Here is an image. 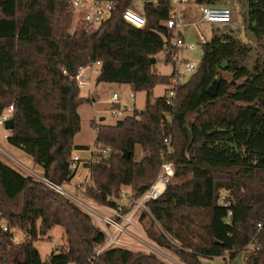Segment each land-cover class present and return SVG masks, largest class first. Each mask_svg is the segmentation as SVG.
<instances>
[{
    "label": "trees",
    "instance_id": "obj_1",
    "mask_svg": "<svg viewBox=\"0 0 264 264\" xmlns=\"http://www.w3.org/2000/svg\"><path fill=\"white\" fill-rule=\"evenodd\" d=\"M73 1L0 0V116L15 108L8 144L29 156L44 178L61 187L70 183L76 176L73 151L88 150L74 146L81 130L78 109L88 103L75 78L82 68L100 62L97 83L129 85L134 93L146 92L147 102L143 111L135 110L114 125L91 123L96 145L112 152L98 163L85 164L93 184L84 196L116 206L113 199L127 186L140 198L164 162V140L169 138L174 152L166 161L175 168L176 182L148 204L163 234L148 230L147 237L181 264L226 255L231 264L252 243L258 250H251L246 264H264V230H258L264 222V59L249 69L244 63L251 49L231 34L215 35L203 45L201 63L169 105L165 96L152 99L153 90L168 85L171 77L155 73L152 60L172 39L166 23L173 0H149L143 8L148 21L144 30L123 20L136 0H97L116 2L112 18L97 30L70 33ZM222 1L191 3L216 6ZM246 2L248 30L262 40L264 0ZM215 80L219 88L212 98L207 90ZM194 115L198 118L190 125ZM138 146L140 161L135 159ZM126 151L129 159L124 158ZM197 213L205 220H197ZM0 214L10 229L19 228L28 237L15 245L14 235L0 227V264H165L154 255L124 248L93 259L106 236L92 218L1 159ZM55 226L63 228L67 248L43 261L34 242Z\"/></svg>",
    "mask_w": 264,
    "mask_h": 264
},
{
    "label": "rangeland",
    "instance_id": "obj_2",
    "mask_svg": "<svg viewBox=\"0 0 264 264\" xmlns=\"http://www.w3.org/2000/svg\"><path fill=\"white\" fill-rule=\"evenodd\" d=\"M147 0H140L141 6ZM220 6H225L230 8L234 12V24L232 26H224L215 28L209 24H197L200 19L199 7L194 3L190 6H183V15L186 18L187 26L181 28L182 35L185 37L187 43H195L198 48L195 52L181 50L179 53L180 59L185 58L190 62L201 63L204 48L200 45V37L206 38L211 41L215 35H221L224 33L231 34L232 36L239 39L242 43L246 44L250 49V57L244 63L249 69H253L257 61L264 59V39L258 40L253 34L248 30L247 25V12L248 4L246 0H224ZM134 7V6H132ZM87 7L82 5L81 7L74 10L71 9V27L69 29L70 33L78 30H92L82 23L84 15L87 11ZM138 13L141 12V7L135 8ZM70 12V7H69ZM154 72L162 76H170L173 71V67L170 62L167 61V51L159 53L156 56V63L154 64ZM98 73L93 75V86L91 88V93L87 91L80 94L82 98L87 99L88 103L81 105L78 109V113L81 117V130L75 136L74 146L77 147H87L88 150H77L75 149L72 153V158L78 156L81 158L79 168L76 171L75 178L68 184H64L62 189L71 194L72 196L80 198L84 202H89V200L84 196L87 186L92 185L93 181L91 179V173L87 166L88 158L91 156L90 153L96 147L97 133L95 128L92 126L94 121L96 125L104 123L106 125H114L118 120L114 119L112 115L113 106L111 104L112 97L114 94L120 96V101L122 107L124 105H134L137 111H143L146 107L147 94L146 92L134 93L131 86L115 84V83H97ZM193 74L187 76V82L191 79ZM169 90V85H159L153 90L152 99H158L166 95ZM84 94V96H82ZM134 99V102H131ZM196 115L192 117L190 123H194ZM101 119H105L101 121ZM188 128V127H187ZM189 129V128H188ZM190 130V129H189ZM191 132V131H190ZM4 134L9 132L0 128V159L13 169L29 175L26 170H22L20 167L16 166V163H21L25 169L32 170L39 176H43L42 170L36 167L32 159L22 153L20 150L10 146L7 140L4 138ZM174 150V146H173ZM143 156V151L141 147H137L135 151L136 161H140ZM71 158V160H72ZM176 180H173L172 185H174ZM130 194L131 188L123 186L121 193ZM122 203V201H118ZM196 214L197 220H202L205 216ZM205 219H203L204 221ZM148 230L155 233L159 232L163 234L161 226L156 223L149 212L143 213L140 216L139 221L136 222V226L130 229L129 236H125L123 241L130 244L127 246L129 250L135 253H141L145 255H154L160 261L165 264H181L177 257L169 250L160 248L156 243H153L160 248L162 251L158 255L153 254L152 251L140 247L138 241L143 239V236H148ZM12 234L14 235V244L20 245L27 240V236L19 230V228H12ZM138 236V237H137ZM149 237V236H148ZM197 241V239H194ZM142 242V241H141ZM174 244L179 245L174 241ZM34 247L37 249L43 261H47L50 256L59 251V249L67 248V241L65 238L64 230L60 226H55L50 230L46 236L39 235L38 239L34 242ZM251 247L238 255L231 264H246L249 256L251 255ZM229 255L223 258L206 259L202 261V264H229Z\"/></svg>",
    "mask_w": 264,
    "mask_h": 264
},
{
    "label": "built area",
    "instance_id": "obj_3",
    "mask_svg": "<svg viewBox=\"0 0 264 264\" xmlns=\"http://www.w3.org/2000/svg\"><path fill=\"white\" fill-rule=\"evenodd\" d=\"M149 2L150 1L147 0L142 7L140 0H136L133 5L134 7H130L124 12V22L136 29L144 30L148 21L144 14L143 8ZM72 4L74 12L82 5L88 8L82 23L92 30H97L104 22L110 20L117 7L116 2L114 1L101 2L97 0H74ZM190 5L191 0H173L171 16L169 21L166 23V27L172 36L170 44H167L164 47L168 53L169 62L173 67L168 84L169 90L165 95L169 105H173L178 89L187 82V76L193 74L199 65L197 62H190L185 58L180 59L179 56L181 50L195 52L198 48V45L195 43H187L181 32V28L188 25L185 22L186 18L183 15L184 9H181V7H187ZM196 6H198L200 10V19L198 20L197 24H209L215 28L232 26L234 24L233 11L228 7L220 5ZM139 7L142 8L140 13H138L135 9ZM209 42L210 41H208L206 38L200 37V45L203 46ZM100 66L101 63L96 62L86 68H82L79 71L75 80L81 93L85 91L91 93V88L93 86V75L94 73L99 72ZM131 102H134V99H131ZM111 104L113 106L112 115L116 120H122L128 116H132L136 110L134 105H124L122 107L120 96L118 94L113 95ZM14 114V106H10L9 108L5 109L0 116V128L5 130L6 122L11 120ZM4 138L7 140L8 135H5ZM164 143L167 147L166 154L163 157L164 162L160 166L159 172L150 188L140 198H134L132 191L130 194H125L122 192L119 198L113 199L116 202V206L100 205L92 201L84 202L80 198L65 192L61 186H58L43 176L37 175L32 170L25 169L23 164L16 163V166L20 167L22 170H26V172L29 174L28 176H32L33 178L43 182L55 192L70 199L71 202L81 208L92 218L94 223L106 236V242L104 245L98 247L95 251V255L92 256V258L95 259L105 251L113 248L128 249L126 247L130 246V244L124 242L123 238L127 235L129 236L131 233L130 229L136 226V222L139 221L140 216L143 213L149 212L148 204L159 200L166 193L168 187L173 183L176 175L175 168L172 163L166 161L167 157L174 152L172 141L171 139L166 138ZM111 152L112 149L110 147L96 145V147L90 153L91 156L88 158L87 163L92 165L107 159ZM81 161L82 160L80 157H73L71 160V170L77 171ZM120 200L122 203L118 202ZM224 205L228 207L229 203L225 202ZM0 227L4 232L12 234V229H10L8 222L1 217V214ZM258 230H264V222L258 224ZM143 237V239L138 241L141 245L140 247L148 249L156 255L162 252L160 248H158L148 237ZM250 247L252 248L251 250L253 252L258 250V248L253 243L249 246V248Z\"/></svg>",
    "mask_w": 264,
    "mask_h": 264
},
{
    "label": "water",
    "instance_id": "obj_4",
    "mask_svg": "<svg viewBox=\"0 0 264 264\" xmlns=\"http://www.w3.org/2000/svg\"><path fill=\"white\" fill-rule=\"evenodd\" d=\"M155 63H156V59H153V60H152V64L154 65ZM218 88H219V82H218V80H215V81L212 83V85H211V86L208 88V90H207L208 95H209L210 97H212V98H216V97H217ZM260 103H261V105L264 107V100H261ZM201 113H202V111L199 110V111H198V115H200ZM197 118H198V117L196 116V117H195V120H196ZM104 120H105V119H101V121H104ZM192 124H193V122L190 123V125H192ZM13 128H14V120L11 119V120H9V121L6 122V124H5V130L8 131V132H10V131L13 130ZM186 131H187L189 137L192 138V135H191L190 130H189L188 128H186ZM124 158H126V159H129V158H130V153H129L128 151H126V152L124 153Z\"/></svg>",
    "mask_w": 264,
    "mask_h": 264
},
{
    "label": "crops",
    "instance_id": "obj_5",
    "mask_svg": "<svg viewBox=\"0 0 264 264\" xmlns=\"http://www.w3.org/2000/svg\"><path fill=\"white\" fill-rule=\"evenodd\" d=\"M184 11H185V10H184ZM183 37H184V36H183ZM184 39H185V37H184ZM185 41H186V40H185ZM89 74H90V72H89ZM98 74H99V72H98ZM82 96H84V94H83ZM5 135H8V134H4V136H5Z\"/></svg>",
    "mask_w": 264,
    "mask_h": 264
}]
</instances>
